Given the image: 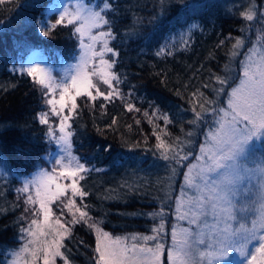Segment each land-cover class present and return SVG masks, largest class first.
Listing matches in <instances>:
<instances>
[{"label": "trees", "instance_id": "trees-1", "mask_svg": "<svg viewBox=\"0 0 264 264\" xmlns=\"http://www.w3.org/2000/svg\"><path fill=\"white\" fill-rule=\"evenodd\" d=\"M84 1L104 3V0ZM251 1L110 0L113 9L105 10L106 18L112 22L116 39L111 46L119 56L109 54V58L117 60L114 71L121 77L117 87L123 98L114 97L110 101L98 98L95 102L78 98L70 130L72 154L89 169L81 181L89 195L83 201L77 197L76 203L89 212L90 223L95 222L113 238L151 235V229L159 223V218L154 219L151 214L161 208L166 213L168 233L175 198L184 183L183 174L199 153L205 133L212 125L209 123L213 122L212 115L206 113L197 126L188 123L194 118L192 93L200 89L218 102L206 107L225 104L227 96H217L213 91L219 86L215 75L239 76L247 46L264 34L261 15L264 0H254L259 11L252 21L240 15ZM57 6V0L0 2V264H5L8 255L19 251L27 240L21 232L30 223L20 198L24 179L47 167L58 149L46 134L48 125L39 123L38 113L49 110L42 102L43 89L19 69L25 68V59L33 52L41 53L54 69L75 62L80 53L72 26H57L47 37L40 31L55 22L56 11H52ZM51 13L54 14L50 16ZM257 17L263 29L252 28ZM236 38L243 39L245 46L233 57ZM161 48L165 51L157 56ZM204 84L210 86L204 88ZM128 103L140 111L129 112ZM145 112L149 114L147 117ZM161 114H167L172 123L165 126L158 118ZM113 118L118 123L109 128ZM50 122L55 129L59 118L50 116ZM189 131L194 132L192 137L187 136ZM154 132L174 147L191 140V144L183 147L193 155L180 164L162 159V149L155 147ZM257 146L250 166L260 158ZM52 207L58 217L59 210ZM63 218L69 223L72 219L67 213ZM67 227L71 232L65 237L61 251L68 261L95 264V230L83 222ZM56 264H63L62 258L57 257Z\"/></svg>", "mask_w": 264, "mask_h": 264}, {"label": "snow or ice", "instance_id": "snow-or-ice-1", "mask_svg": "<svg viewBox=\"0 0 264 264\" xmlns=\"http://www.w3.org/2000/svg\"><path fill=\"white\" fill-rule=\"evenodd\" d=\"M60 7L62 10L55 22L41 27L40 31L47 37L57 26H72V34L76 36L80 49L77 62L65 69L59 81L49 68L39 63L19 69L43 89L42 102L49 110L38 113L39 123L48 125L46 134L59 146L61 154L56 156L55 166L50 171L40 170L31 180H26L20 190L28 193L24 201L26 205L38 206L26 207L24 211L37 218L31 219L26 228H21L27 240L19 251L13 253V264H37L38 261L56 264L57 257L64 259V264H69L61 251L65 247V237L71 232V228L61 222L63 209L71 214V225L83 222L95 230V252L98 254L95 264H162L163 240L168 235L164 208L151 214L154 219L159 218V223L151 229V235L113 238L95 222L90 223L89 212L76 203L77 197L83 201L89 195L81 185V181L85 180L83 174L89 169L78 156L72 154L70 121L78 108L77 99L84 97L93 102L98 98L105 101L114 97L122 99L117 87L122 81L114 71L117 60L109 58V54L119 56V52L111 46L116 39L112 22L106 18L108 13L105 10L113 9L110 0H104L99 10L84 4L83 0H77L73 6ZM258 11L253 0L240 15L252 21ZM258 41L259 49L253 45L245 59L240 61L239 76L215 75L219 86L213 91L217 96H227L226 107H206L218 102L209 99L200 89L192 93L194 99L190 103L193 104L191 111L194 118L188 123L197 126L205 119V114L210 113L215 126L205 133L199 154L194 156L196 162L189 163L183 174L184 184L174 203L176 220L186 222L187 226L180 223L172 225L171 246L167 249L168 264H229L232 254L240 257L241 264H264V152L257 162L249 164L254 156L255 144L260 142L264 148V36L258 37ZM244 46L245 41L236 38L231 55H239L238 50ZM164 51L161 48L156 55L160 56ZM168 54L171 55L170 52ZM236 80L238 83H235ZM101 85L106 86L108 91L102 90ZM209 86L203 85L204 88ZM126 107L129 112L140 111L132 103ZM144 115L147 117L149 114L145 112ZM50 116L59 118L55 129ZM158 118L165 126L172 123L167 114ZM117 123L113 118L108 127L114 128ZM149 123H152L151 118ZM154 135L157 140L155 147L162 149V159L180 164L193 155L183 147L191 144V140L174 147L162 139L160 133L154 132ZM193 135V131L187 133L188 137ZM171 172L174 176L176 169ZM252 178L256 179L255 192H246L241 199L244 182ZM64 197H67L66 203L62 200ZM57 201L63 204L60 217L55 215L52 207ZM150 241L154 243L149 245Z\"/></svg>", "mask_w": 264, "mask_h": 264}, {"label": "rangeland", "instance_id": "rangeland-1", "mask_svg": "<svg viewBox=\"0 0 264 264\" xmlns=\"http://www.w3.org/2000/svg\"><path fill=\"white\" fill-rule=\"evenodd\" d=\"M57 3H58V6H57L56 8H54L52 12L56 11V12H54V13H56V17L58 18L59 12L62 10L61 7H60L61 5H69V6H73V5H75V4L77 3V0H57ZM83 3H84V4H87V3H85L84 0H83ZM251 3H253V0L251 1ZM89 4H90V3H89ZM89 4H87V5H89ZM102 5H103V3H100V5H99V4L96 5L95 3H92V4H90L89 6H91V7L94 8V9L99 10V8L102 7ZM54 13H51L50 16H51L52 14H54ZM263 13H264V11H263ZM257 20H258V21L256 22V25L253 26L252 28H253V29L255 28L256 30H258V29H263V23L260 21L259 17H257ZM261 36H264V34H262V35L259 34L258 37H261ZM253 45H256L257 48L259 49L260 42L258 41V39H257V40H254V42H252L250 46L248 45V46H247L248 49L251 48ZM241 49H242V48H241ZM241 49H239V50H241ZM248 49L246 50L245 55L247 54ZM244 51H245V49H244ZM245 55H244V57H243V60L245 59ZM76 62H77V59H76V61L73 62V63H69V64H66V65H64V66L58 67L57 69H56V68L54 69V68H52L51 65H49V64L46 62L45 58L42 56L41 53H39V52H33V53L29 54V55L26 57V59H25V68L28 67L29 65L39 63L41 66L49 68V69L51 70V72H52V75L57 79V81H59V80L63 77L65 69L69 68L71 65L75 64ZM237 83H238V82H237ZM101 88H102V90H104V91H108L107 87L104 86V85H101ZM226 101H227V98H226ZM226 101H225V104L223 105L224 107H226ZM211 123H212V125H211ZM209 125H211L210 127H214V126H215L214 123H213L212 121H210ZM208 130H209V129H208ZM204 140H205V138H204ZM203 142H204V141H203ZM256 144L258 145V146L256 147V150H258L259 155H261V153L264 152V149H261V151H260L261 146H260L259 142H257ZM260 152H261V153H260ZM58 154H61V153H60L59 146H58L57 151L54 152V155H52V159H51L50 163L48 164V166L46 167V170L50 171V170L55 166L54 161H55V158H56V156H57ZM198 154H199V153H198ZM198 154H197V155H198ZM75 156H76V155H75ZM195 162H196V161H195V159H194L192 163H195ZM186 171H187V170H186ZM37 173H38V172H37ZM35 174H36V173H35ZM35 174H33V175L29 176L28 178L24 179L23 184L25 183L26 180H31ZM183 179H184V178H183ZM183 181H184V180H183ZM65 182H67V181H65ZM183 184H184V183H183ZM183 184H182V185H183ZM255 184H256V179H255V178H252L250 181H247V180H246V181L244 182V185L242 186V188H241V193H240L241 199H242L243 196L246 194V192H247V194H251V193H254V192H255V190H256L255 187H254ZM20 192H21L20 198H21V200L23 201V206H24V208L28 207V208L31 209V208H33V207H38V206H36V205H26V204L24 203V201H25V199H26L28 193H24L23 191H20ZM62 200H63L65 203L67 202V198H66V197L62 198ZM52 206H54L56 209H58V210H59V213H60V209H63V204H62L60 201H57V202H56L55 204H53ZM63 212H64L65 214H66V213L69 214V213L67 212V209H63ZM173 212H174V215H173V217H172V221L169 223L168 228H167V229H168V234H169V235H168V236H169L168 243H165V240H163V242L165 243V247L167 246V248H166L165 250H167L168 247L171 246V235H170V233H171V227H172V225L177 224V223H180V224H183V226H185V227L187 226L186 222H178V221L176 220V216H175V203H174V207H173ZM24 215H25L27 221L30 222V219H31V217H32L31 213H30V212H29V213H26V212L24 211ZM70 215H71V214H70ZM56 216H57V215H56ZM58 217H60V214L58 215ZM33 218H37V217H33ZM60 218H61V222H62V223H65L66 226H67V225H68V226L70 225L69 220H68V221H65L64 218H63V216L60 217ZM70 221H71V219H70ZM166 223H167V222H166ZM193 227H194V226H193ZM165 231H166V224H165ZM130 242H131V241H130ZM148 243H149V245H152L154 242H151V241H150V242H148ZM95 248H96V245H95ZM165 250H164V252H163V254H162V256H161L162 264H168L167 252H166ZM94 257H95V258H94L95 260L98 259V254H97L96 252H95V256H94ZM13 260H14V257H13V255L10 254V255H8V257H7V261H6L5 264H13ZM62 260H63V264H64V259H62ZM68 262H69V261H68ZM69 264H72V263L69 262ZM229 264H241L240 257H239L238 255L232 254L231 257H230V260H229Z\"/></svg>", "mask_w": 264, "mask_h": 264}, {"label": "bare ground", "instance_id": "bare-ground-1", "mask_svg": "<svg viewBox=\"0 0 264 264\" xmlns=\"http://www.w3.org/2000/svg\"><path fill=\"white\" fill-rule=\"evenodd\" d=\"M42 170H46V167L44 168V169H42ZM40 171V170H39ZM39 171H37V172H39ZM37 172H35V173H37ZM35 173H33V174H35ZM33 174H31V175H33Z\"/></svg>", "mask_w": 264, "mask_h": 264}]
</instances>
